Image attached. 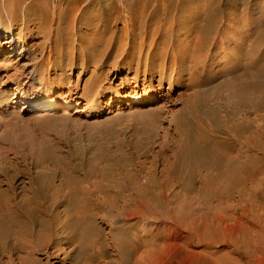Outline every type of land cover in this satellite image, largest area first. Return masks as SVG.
Here are the masks:
<instances>
[{"label":"bare ground","instance_id":"6f19581e","mask_svg":"<svg viewBox=\"0 0 264 264\" xmlns=\"http://www.w3.org/2000/svg\"><path fill=\"white\" fill-rule=\"evenodd\" d=\"M126 1L122 8L115 1L113 11L107 12L106 0H0V17L5 21L0 20V55L9 58L17 54V36L24 42L27 55H32L31 48L41 47L49 64L57 70L79 68L84 73L97 64L85 87L87 91L98 85L99 77L112 71L133 73L143 92L111 101L127 100L129 107L168 97L163 104L167 107L172 104L173 91L177 98L184 95L186 100L172 125L188 144V157L182 160L187 177L196 179L201 189L210 194L205 201L220 196L233 201L229 216L235 217L234 222L248 219L250 234L244 236L237 231L231 240L232 252L246 256L252 247L264 251V197L255 196L250 172L253 159L247 156L248 149L264 151V123H256L253 131L246 132L244 128L250 121H234L238 113L256 114L264 108V55H251L264 47V18L259 19L260 26L252 34L248 27L252 20L251 0ZM109 20L114 25L120 23L119 31L128 38L125 54L116 55L112 46H104L114 34L110 32L116 30V26L107 25ZM87 34L93 38L87 40ZM74 37L77 43L71 51L78 55L72 58L66 50L68 45H63L70 44ZM220 75L218 87L205 88ZM60 86L43 84L49 91ZM48 93L46 98L51 94ZM51 105L55 103H42L43 108ZM73 105L67 103L65 107L70 109ZM256 118L263 119L264 115ZM159 121L161 115L148 123ZM221 130L226 138L245 149L233 154L225 140H212V133ZM162 138L159 146L163 151L166 139ZM171 158L173 165L178 158L176 154ZM163 160L168 164L170 159ZM152 162L148 168L151 178L156 175L151 170L158 165ZM6 172L7 167L1 164L0 173ZM263 182L264 178L260 180ZM5 184V188H0V264L110 263L106 260L104 237L99 232L95 234L90 222L93 214L88 208L92 196L97 194L95 208H100L99 198L108 191L104 185L72 184L65 194H60L50 193L49 187L36 178L26 190ZM119 187L121 191L127 189L125 185ZM136 192L132 190L121 205L112 204L114 214L99 215L110 222L108 234L116 264H156L150 250L146 259L135 258L138 241L134 234H128L141 217ZM194 198L198 199V194ZM105 202L106 199L102 203ZM208 209L220 218L225 211L210 205ZM213 224L209 222L206 228ZM161 264L180 262L166 259ZM229 264L240 261L232 259Z\"/></svg>","mask_w":264,"mask_h":264},{"label":"rangeland","instance_id":"374dc122","mask_svg":"<svg viewBox=\"0 0 264 264\" xmlns=\"http://www.w3.org/2000/svg\"><path fill=\"white\" fill-rule=\"evenodd\" d=\"M115 1L120 8L124 6V0H106L107 12L113 11ZM250 4L252 20L248 27L254 34L260 26L259 19L264 18V0H251ZM0 20L5 22L3 17ZM114 24L112 20L107 22L109 26H116V30L110 32L114 34L104 46H112L116 55L125 54L128 38L119 31L121 24ZM14 38L17 54L9 58L0 55V165L7 167L6 174L0 173V188L9 183L26 190L34 178L46 184L50 193L65 194L72 184L104 185L108 191L104 198H99L100 208H95L99 194L92 196L88 208L93 214L90 222L95 234L99 232L104 237L109 264H116L117 256L108 234L110 222L99 215L114 214L112 204L121 205L132 190L137 191L141 213L139 223L128 233L134 234L138 241L135 258L146 259L150 250L148 253L154 254L151 259L156 264L166 259L180 264H229L232 259L239 260L240 264H264V251L260 247H252L246 256L232 252L231 240L237 231L249 236L252 228L248 219L237 223L235 217L229 216L233 201L222 196L205 201L210 194L201 189L196 179L187 177L182 160L188 157V144L172 125L179 107L186 100L184 95L182 99L177 98L173 91L172 104L167 107L163 104L168 97L145 101L139 107H129L127 100L111 102L118 97L129 99L137 95L134 93L143 92L133 73L112 71L99 77L98 85L87 91L85 87L97 64L88 67L84 73L79 68L57 70L49 64L46 51L41 47L31 48L32 55H27L21 37ZM86 38L92 39L93 35L87 34ZM76 43L74 37L70 44L63 45H68L69 57L78 55L71 51ZM261 52L264 55V47L251 55ZM221 79L222 75L213 78L205 88L218 87ZM45 83L61 86L49 91L43 87ZM48 92L51 94L46 98ZM26 100L29 104L25 108ZM46 100L54 102L55 106L43 108L42 103ZM67 103H73V108L65 107ZM39 106L41 108H35ZM33 109L40 111L35 113ZM154 111L156 115H152ZM260 114L264 115V108L256 114L238 113L234 121H250L244 130L253 131L256 123H264V118H256ZM160 115L162 121L148 123L149 119L154 116L157 119ZM163 136L166 142L162 151L159 145ZM212 136L214 141L225 140L233 154L245 149L226 138L222 130ZM173 154L178 159L170 165ZM247 156L253 159L254 168L250 172H253L251 186L257 191L255 196L264 197V182L260 183L264 178V151L248 149ZM163 157L170 159L168 164ZM152 161L158 164L151 170L156 174L153 178L148 170ZM123 185L127 189L121 191L119 186ZM195 194L198 199L194 198ZM209 205L225 209L223 216L217 217L208 209ZM209 222L214 224L206 228ZM208 239L213 242L208 243Z\"/></svg>","mask_w":264,"mask_h":264}]
</instances>
